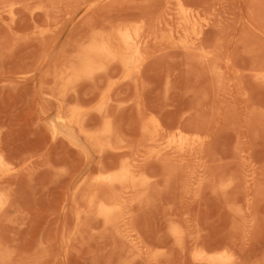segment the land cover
<instances>
[{
	"label": "rangeland",
	"instance_id": "374dc122",
	"mask_svg": "<svg viewBox=\"0 0 264 264\" xmlns=\"http://www.w3.org/2000/svg\"><path fill=\"white\" fill-rule=\"evenodd\" d=\"M177 1L0 0V264H200L201 250L264 264V0H181L196 23L187 34L165 25ZM141 21L152 35L137 79L116 66L67 89L93 131V108L109 102L114 144L151 179L107 223L96 211L112 191L94 180L124 156L48 129L62 104L54 72L90 37ZM197 36L201 50L180 45ZM153 117L159 142L141 130ZM182 131L195 148L166 145Z\"/></svg>",
	"mask_w": 264,
	"mask_h": 264
},
{
	"label": "bare ground",
	"instance_id": "6f19581e",
	"mask_svg": "<svg viewBox=\"0 0 264 264\" xmlns=\"http://www.w3.org/2000/svg\"><path fill=\"white\" fill-rule=\"evenodd\" d=\"M83 8L81 17L91 11L92 4ZM167 12L169 14H175L178 19L175 22L173 21V23L166 21L165 25L167 29L170 27L171 33L174 31L177 32L178 30L187 34L189 31L193 32L196 30V23L192 15L193 12L181 0L176 2L175 8H168ZM146 26L147 23L145 21L132 25L123 24L112 31L94 35L85 43L79 45L77 53L69 59L63 67H58L55 70V78L61 83L58 94L60 95L62 104L56 115H47L46 126L53 134L64 136L85 148H87V146L83 145L81 142V137L83 136L91 145L99 149V151L109 148L115 150L117 153L123 154V156L128 153L130 148L129 145L118 146L113 142L117 131L114 126L113 118L109 113V102L104 100L93 108L102 119L100 127L93 131L87 128L88 115L92 110L86 109L77 103L68 104L66 102L68 96L67 89L70 84L83 79H94L100 75L107 76L116 66L122 69L123 80L137 79L141 70L140 60L144 44L152 35V32H146ZM200 43L201 36H197L195 41L193 40L192 42L187 37L180 40V45L194 52L202 49ZM213 58V56H210L208 59L211 60ZM141 130L143 134L151 136L150 139L152 142H159L160 136L163 133L161 123L154 117L149 121L143 122ZM180 133V138L178 140L175 139L176 141L172 144V141L169 139L166 145L175 151L179 150V152L187 151L188 148H195L194 142L190 144V141L187 139L188 136L183 134V131ZM173 135L172 133V136ZM196 136L195 141H197L199 137L198 135ZM198 144L200 143H197V145ZM179 152L176 153L178 154ZM185 155L187 156L186 153ZM188 156H190V154ZM185 158L186 157L183 159L185 160ZM142 160L144 159L135 154L129 157L124 156V159H122L116 167L104 172L94 180L101 186L108 185L112 191L110 197L98 199L96 213L99 217L103 218L105 222L108 223L115 219V215L124 203L127 195L135 194L149 187L151 179L143 172L142 165H144V163ZM7 164L5 158L0 156V171L8 168L9 165ZM98 194L99 193L96 192L89 197L91 203L95 201ZM6 205V194L0 188V213L4 210ZM197 254V260L200 261V264H228L232 263V260H234L231 256H226L221 253L210 254L204 250H201L200 253Z\"/></svg>",
	"mask_w": 264,
	"mask_h": 264
}]
</instances>
